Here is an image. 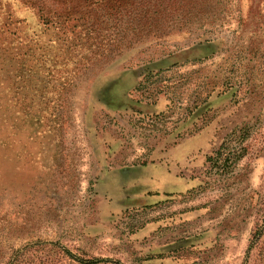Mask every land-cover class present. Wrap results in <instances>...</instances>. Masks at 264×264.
<instances>
[{
  "label": "rangeland",
  "instance_id": "1",
  "mask_svg": "<svg viewBox=\"0 0 264 264\" xmlns=\"http://www.w3.org/2000/svg\"><path fill=\"white\" fill-rule=\"evenodd\" d=\"M204 1L87 72L53 120L14 112L0 264H264V0Z\"/></svg>",
  "mask_w": 264,
  "mask_h": 264
},
{
  "label": "trees",
  "instance_id": "2",
  "mask_svg": "<svg viewBox=\"0 0 264 264\" xmlns=\"http://www.w3.org/2000/svg\"><path fill=\"white\" fill-rule=\"evenodd\" d=\"M14 2L16 9L30 11L36 22L30 30L26 18L16 16L0 0V137L4 145L14 112L20 114V129L28 122V115L39 121L45 112L47 119L53 120L62 114L69 92L87 72L103 69L141 42L160 40L174 30H183V18L199 15L205 1ZM171 18L173 24L169 23ZM175 19H179L176 24ZM220 149L208 160L218 164L227 159L229 156ZM235 153V158L241 156ZM76 259L86 264L95 262Z\"/></svg>",
  "mask_w": 264,
  "mask_h": 264
}]
</instances>
